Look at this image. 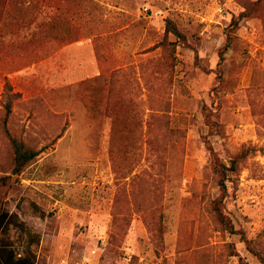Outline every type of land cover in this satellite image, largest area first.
Masks as SVG:
<instances>
[{
    "label": "rangeland",
    "instance_id": "obj_1",
    "mask_svg": "<svg viewBox=\"0 0 264 264\" xmlns=\"http://www.w3.org/2000/svg\"><path fill=\"white\" fill-rule=\"evenodd\" d=\"M0 204L38 264H263L264 0H0Z\"/></svg>",
    "mask_w": 264,
    "mask_h": 264
},
{
    "label": "trees",
    "instance_id": "obj_2",
    "mask_svg": "<svg viewBox=\"0 0 264 264\" xmlns=\"http://www.w3.org/2000/svg\"><path fill=\"white\" fill-rule=\"evenodd\" d=\"M6 1V0H4ZM10 2V1H9ZM169 30L174 32L175 28L171 26L170 22H167ZM228 42L225 47L230 45V36L228 37ZM15 145V159L13 172L15 174H20L28 164L38 155L37 151L25 146L22 142L14 140ZM245 157V154H240L236 158L230 161L231 166H226V164L220 163V173L223 174V179L221 181L222 188L226 190V177L227 171H236L238 163L241 159ZM15 227L20 231V237L22 242V247L18 248L15 242L10 237L11 229ZM231 232H236L232 225H228ZM41 236L35 232H32L30 227L20 219L19 215L15 212H9L4 209L0 204V264H38L36 252L33 250V245L40 243ZM249 248L252 252L260 259L264 264V255L255 249Z\"/></svg>",
    "mask_w": 264,
    "mask_h": 264
}]
</instances>
